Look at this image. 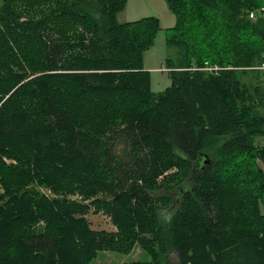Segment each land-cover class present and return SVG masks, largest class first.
<instances>
[{"label": "trees", "instance_id": "16d2710c", "mask_svg": "<svg viewBox=\"0 0 264 264\" xmlns=\"http://www.w3.org/2000/svg\"><path fill=\"white\" fill-rule=\"evenodd\" d=\"M166 1L180 55L154 92L144 54L158 17L120 22L128 0H0V264H71L68 242L76 264L138 243L163 254L146 264H264V189L250 178L264 161V85L243 75L263 74L264 0ZM188 1L199 10L186 20ZM176 165L185 187L174 194L160 177ZM31 184L129 195L135 224L93 229Z\"/></svg>", "mask_w": 264, "mask_h": 264}, {"label": "rangeland", "instance_id": "374dc122", "mask_svg": "<svg viewBox=\"0 0 264 264\" xmlns=\"http://www.w3.org/2000/svg\"><path fill=\"white\" fill-rule=\"evenodd\" d=\"M185 3L191 7L190 14L186 13V20L193 19L194 14L192 13V10H199V4L195 1H188ZM151 15L159 18L161 29L156 35L154 44L145 51L144 67L150 71L151 89L154 92H159L165 90L171 85L172 80L169 71L172 69L171 66L178 61L177 59L180 55V51L177 47H170L167 45L166 30L168 27L175 24V14L170 9L166 0H128L125 9L119 14L118 19L120 22H124ZM183 27H186V25ZM79 32H84V29L80 28ZM185 34V29H183L181 31V36H184ZM241 37L243 40H257L258 38L255 33L246 28L241 32ZM261 58L262 59H260L258 63L260 65L264 62V54L261 55ZM260 65L255 67L258 69ZM213 67L215 66L207 65L203 70L210 71ZM259 69L263 73L260 75V78H257V74L254 72H247L243 74L245 82L254 85H264V69ZM256 141L258 145L262 146L264 144V137H256ZM222 142V138L220 137L211 140V146L207 148L206 151L208 157H213L214 151L221 146ZM7 161L9 163L16 162L10 159H7ZM181 173V167L176 165L172 169L166 171L160 177V181L167 180V182H171L174 188L171 190H173L175 194L176 186H181L182 188L185 187V181L180 179ZM250 178L255 180L259 189H264V161L262 159L257 158L255 160ZM33 186L50 198L66 200L65 205L68 210L76 205V216L84 218L93 229L113 231L123 227L122 225H119L122 223H127L126 227H133L135 224L130 211L131 197L129 195L126 197L120 194L113 198L110 195L95 194L85 197L79 188H72L68 185L64 187L61 194L55 193L46 185L38 186L37 184H31L29 187L33 188ZM165 193V191H162V194ZM178 202L179 199L177 203ZM259 202L260 213L264 215V202L261 197ZM75 203H78V205ZM177 203L173 207L167 206L166 208L161 209L160 216L162 218L169 217L177 207ZM161 204L166 205L164 202H161ZM83 205H85L86 208ZM127 208L129 209L128 212H126ZM44 225L45 222L43 220L39 222V226ZM63 254L69 259L71 264H76L75 250L71 243L68 242L64 244ZM161 256H163V254H161L158 245L138 243L130 253L107 250L99 251L94 262L96 264H146L147 262L158 260ZM169 257L171 261L178 260V256L175 253Z\"/></svg>", "mask_w": 264, "mask_h": 264}, {"label": "water", "instance_id": "95a60500", "mask_svg": "<svg viewBox=\"0 0 264 264\" xmlns=\"http://www.w3.org/2000/svg\"><path fill=\"white\" fill-rule=\"evenodd\" d=\"M204 158H205V163L210 164V157H208L207 154L204 155Z\"/></svg>", "mask_w": 264, "mask_h": 264}, {"label": "built area", "instance_id": "2783aa9c", "mask_svg": "<svg viewBox=\"0 0 264 264\" xmlns=\"http://www.w3.org/2000/svg\"><path fill=\"white\" fill-rule=\"evenodd\" d=\"M250 17L251 18L254 17V13L253 12L250 14ZM259 68L264 69V62L262 63V65ZM263 146H264V144H263Z\"/></svg>", "mask_w": 264, "mask_h": 264}, {"label": "crops", "instance_id": "0c3cea01", "mask_svg": "<svg viewBox=\"0 0 264 264\" xmlns=\"http://www.w3.org/2000/svg\"><path fill=\"white\" fill-rule=\"evenodd\" d=\"M173 26V25H172ZM171 27V26H170Z\"/></svg>", "mask_w": 264, "mask_h": 264}]
</instances>
